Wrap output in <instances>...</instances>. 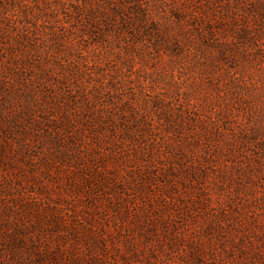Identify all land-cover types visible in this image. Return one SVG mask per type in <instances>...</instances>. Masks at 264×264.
Wrapping results in <instances>:
<instances>
[{"label":"rangeland","instance_id":"obj_1","mask_svg":"<svg viewBox=\"0 0 264 264\" xmlns=\"http://www.w3.org/2000/svg\"><path fill=\"white\" fill-rule=\"evenodd\" d=\"M0 264H264V0H0Z\"/></svg>","mask_w":264,"mask_h":264}]
</instances>
